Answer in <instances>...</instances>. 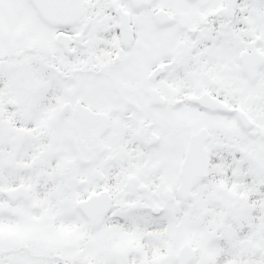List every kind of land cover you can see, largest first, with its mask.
<instances>
[{
  "label": "snow or ice",
  "instance_id": "6c2138e0",
  "mask_svg": "<svg viewBox=\"0 0 264 264\" xmlns=\"http://www.w3.org/2000/svg\"><path fill=\"white\" fill-rule=\"evenodd\" d=\"M0 264H264V0H0Z\"/></svg>",
  "mask_w": 264,
  "mask_h": 264
}]
</instances>
